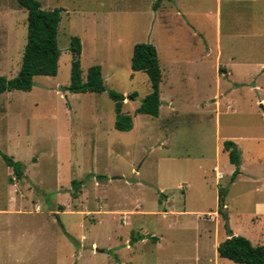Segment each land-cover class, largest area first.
Masks as SVG:
<instances>
[{
  "label": "rangeland",
  "instance_id": "374dc122",
  "mask_svg": "<svg viewBox=\"0 0 264 264\" xmlns=\"http://www.w3.org/2000/svg\"><path fill=\"white\" fill-rule=\"evenodd\" d=\"M39 1L66 8L59 70L0 94V264H244L218 245L229 229L264 244V87L242 83L264 68V0H177L187 18L167 0ZM27 33V10L0 0V76L18 74ZM73 35L83 76L101 64L105 91L68 89ZM138 42L159 53L158 118L135 112L151 91L132 69ZM110 90L126 96L131 130L115 127ZM229 139L242 157L233 181ZM2 154L23 163V179Z\"/></svg>",
  "mask_w": 264,
  "mask_h": 264
},
{
  "label": "trees",
  "instance_id": "16d2710c",
  "mask_svg": "<svg viewBox=\"0 0 264 264\" xmlns=\"http://www.w3.org/2000/svg\"><path fill=\"white\" fill-rule=\"evenodd\" d=\"M27 10L28 33L22 65L18 74L13 78L0 76V94L7 90L30 91L34 86V78L38 75L55 76L59 70L61 49L58 35L63 8L44 9L39 0H17ZM162 0H156L154 8H158ZM70 51L72 53L71 83L68 89L72 92L105 91V79L100 64L91 65L86 77L83 76L81 65L82 41L78 35L71 37ZM133 71H145L151 83V91L144 97L141 105L136 108V114H147L158 118L161 108L160 83L162 69L156 46L150 42H138L133 47L131 58ZM110 97L115 102V127L128 131L134 126L133 116L123 112L126 96L116 90H110ZM132 96H135L132 94ZM224 149L229 153V160L236 165L232 174L234 180L240 173L242 163L241 150L233 140L224 142ZM6 163L13 168L17 179L24 178V165L15 161L13 157L2 154ZM99 179H107V175H97ZM13 180V179H12ZM82 181H73V188L78 189ZM223 194L220 191V213L226 218L227 213L222 209L225 205ZM78 196L76 192L73 193ZM135 238V237H134ZM221 257L228 258L237 263L264 264V244H254L243 235H234L226 238L218 245Z\"/></svg>",
  "mask_w": 264,
  "mask_h": 264
},
{
  "label": "crops",
  "instance_id": "0c3cea01",
  "mask_svg": "<svg viewBox=\"0 0 264 264\" xmlns=\"http://www.w3.org/2000/svg\"><path fill=\"white\" fill-rule=\"evenodd\" d=\"M163 1V0H162ZM240 1H244V3H249V2H247V0H240ZM167 2H169V3H171L172 4V6L173 7H175L176 8V11L181 15V16H184V17H186L187 18V13H186V11H184L182 8H181V6L177 3V0H167ZM42 5V4H41ZM161 5V4H160ZM60 8H63V9H66L65 7H60ZM153 8H154V5H153ZM159 8V7H158ZM158 8H154V10H157ZM217 12H219V8H218V10H217ZM85 14H87V13H85ZM88 15V14H87ZM61 22V21H60ZM194 27V26H193ZM196 32V31H195ZM194 32V33H195ZM8 36V35H7ZM98 37V36H97ZM81 41H82V39H81ZM106 42V41H105ZM105 42H102V37H100L99 38V40H98V42H96V45H97V47H99V52H101V54H103V55H105L106 53H107V55H109L110 54V51H112V50H114V49H111L110 48V46H108V44L107 43H105ZM151 43V42H150ZM0 45H2V47H3V43H1ZM135 45V44H134ZM8 47V46H7ZM6 47V48H7ZM130 47H131V45H130ZM128 48L127 49V52H128V54H129V52H130V49L131 48ZM157 48V47H156ZM82 49H83V46H82ZM158 51V50H157ZM210 53V49H207V50H205V53ZM159 54V53H158ZM105 62L106 61H108V59H105L104 60ZM176 63L178 64L179 63V61H178V59H177V61H176ZM94 65V64H93ZM101 65V64H100ZM102 66V65H101ZM219 68H220V65H218V62H217V64H216V67H215V70H216V72L218 73V70H219ZM226 71L229 73V75H230V69H227V67H226ZM260 74H264V68L263 69H261L260 70V72L257 74V75H254V76H251V77H249V78H247V79H245L242 83H246L247 84V82H249V81H251V80H255L254 82H255V86L256 87H258V88H260V87H264V85H261V83L260 82H258V76L260 75ZM163 76V75H162ZM256 77V79H254ZM230 78V77H229ZM162 81V80H161ZM233 83H235V84H237L236 83V81H233ZM252 87H254V85L252 86ZM160 96H161V83H160ZM138 172V170L136 171V173ZM222 174V173H221ZM224 175V174H223ZM14 177H15V174H14ZM14 177L12 178L13 179V181H14ZM24 177H25V172H24ZM219 177H220V175H219ZM222 178H224V176L222 177ZM222 178H220V179H222ZM23 179V178H22ZM100 180V179H99ZM233 181V180H232ZM160 203H162L161 201H160ZM164 211L165 212H168V208H166V207H164ZM229 237V236H228Z\"/></svg>",
  "mask_w": 264,
  "mask_h": 264
},
{
  "label": "water",
  "instance_id": "95a60500",
  "mask_svg": "<svg viewBox=\"0 0 264 264\" xmlns=\"http://www.w3.org/2000/svg\"><path fill=\"white\" fill-rule=\"evenodd\" d=\"M232 236H234V233L231 231V229H229V237H232Z\"/></svg>",
  "mask_w": 264,
  "mask_h": 264
},
{
  "label": "built area",
  "instance_id": "2783aa9c",
  "mask_svg": "<svg viewBox=\"0 0 264 264\" xmlns=\"http://www.w3.org/2000/svg\"><path fill=\"white\" fill-rule=\"evenodd\" d=\"M224 175L223 174H220V178H222Z\"/></svg>",
  "mask_w": 264,
  "mask_h": 264
}]
</instances>
